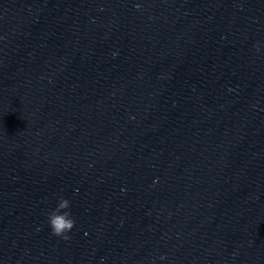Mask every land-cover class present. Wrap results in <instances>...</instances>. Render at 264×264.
I'll return each instance as SVG.
<instances>
[{"label": "clouds", "instance_id": "obj_1", "mask_svg": "<svg viewBox=\"0 0 264 264\" xmlns=\"http://www.w3.org/2000/svg\"><path fill=\"white\" fill-rule=\"evenodd\" d=\"M134 7L139 10L140 5L135 4ZM259 49L257 48V51ZM118 53H112V58L115 59ZM71 202L67 198L60 197L57 206L48 213V225L51 230V234L56 237H60L63 240H69L71 237L69 232L75 226V220L72 218L70 209ZM164 257H161L163 259Z\"/></svg>", "mask_w": 264, "mask_h": 264}]
</instances>
